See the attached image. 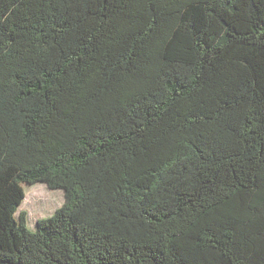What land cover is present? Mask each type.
Masks as SVG:
<instances>
[{
	"label": "trees",
	"instance_id": "obj_1",
	"mask_svg": "<svg viewBox=\"0 0 264 264\" xmlns=\"http://www.w3.org/2000/svg\"><path fill=\"white\" fill-rule=\"evenodd\" d=\"M0 264H264V0H0Z\"/></svg>",
	"mask_w": 264,
	"mask_h": 264
},
{
	"label": "rangeland",
	"instance_id": "obj_2",
	"mask_svg": "<svg viewBox=\"0 0 264 264\" xmlns=\"http://www.w3.org/2000/svg\"><path fill=\"white\" fill-rule=\"evenodd\" d=\"M26 197L17 216L21 211L28 213L27 227L36 230L39 219L48 220L65 202V194L61 189H50L44 183H37L25 187Z\"/></svg>",
	"mask_w": 264,
	"mask_h": 264
}]
</instances>
